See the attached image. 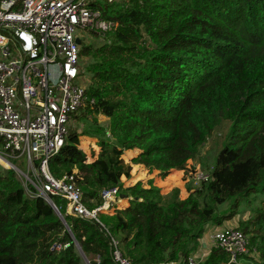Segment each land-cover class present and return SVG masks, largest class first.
I'll list each match as a JSON object with an SVG mask.
<instances>
[{"label":"trees","instance_id":"obj_1","mask_svg":"<svg viewBox=\"0 0 264 264\" xmlns=\"http://www.w3.org/2000/svg\"><path fill=\"white\" fill-rule=\"evenodd\" d=\"M95 6L119 26L105 37L88 36L101 44L81 46L82 62L91 59L88 101L49 170L57 179L75 175L91 211L103 206L105 190L118 188L121 201L89 220L51 197L63 220L46 200L27 195L15 170L0 171V264H87L85 257L119 264L116 249L130 264L180 262L197 254L209 225L233 220L243 207L254 216L238 229L264 264V201L254 205L264 197V0ZM82 120L88 129L79 131ZM224 122L230 126L209 178L187 198L141 180L136 165L162 179L195 177L194 161ZM84 140L99 150L96 159ZM229 262L213 246L199 264Z\"/></svg>","mask_w":264,"mask_h":264},{"label":"built area","instance_id":"obj_2","mask_svg":"<svg viewBox=\"0 0 264 264\" xmlns=\"http://www.w3.org/2000/svg\"><path fill=\"white\" fill-rule=\"evenodd\" d=\"M97 1L0 0V156L18 173L29 197L48 203L61 197L68 214L89 220L121 201L119 189L103 191V206L91 211L76 176L55 178L49 161L66 144L88 101L77 39L91 33L105 37L119 26L103 17ZM21 158L27 159V173L11 162ZM212 240L230 255L229 264H262L250 250L249 237L236 227L216 230ZM204 258L194 254L162 264H199ZM114 259L130 264L118 249Z\"/></svg>","mask_w":264,"mask_h":264},{"label":"rangeland","instance_id":"obj_3","mask_svg":"<svg viewBox=\"0 0 264 264\" xmlns=\"http://www.w3.org/2000/svg\"><path fill=\"white\" fill-rule=\"evenodd\" d=\"M92 42L94 45L101 44L102 41L95 40V39H89L87 36H83V45H88ZM82 46V45H81ZM91 63V59L85 57L83 59V72L85 74V78L87 82L90 84V75L86 72L87 66ZM98 123L102 124L104 126L108 125V118H106L104 115H100L97 117ZM230 123L224 122L214 133L210 138L208 139L207 143L201 148L200 156L197 158V160L194 161V166L197 170V175L195 177L189 176V175H178V174H171L167 178L162 179L159 175V172L154 171L152 174L149 173L148 170H144L141 166L136 165L135 169L136 172H139L141 175V180H149L153 179L154 183L157 187L162 189V194L167 195L172 193L174 190H179V198L185 199L189 195V188H192V190L196 189L199 185V178L203 176H207L211 173L212 168L214 166L215 157L217 153L223 148V141L225 139V136L228 132ZM79 131L87 130L88 124H85V122H80L79 126L76 128ZM82 147L87 151L89 158L96 159L99 156V150L91 145L90 142H87V140H84L82 143ZM90 159V160H91ZM127 160H130L129 157H127ZM12 163L17 165L21 170L27 173L28 171V162L26 158H21L19 160H11ZM8 167L11 166H5L3 164H0V171H4L7 169H10ZM264 201V197L258 198L257 201H255V206H260L262 202ZM124 203V202H122ZM229 208V204H225L221 207H219V211H224ZM254 216V213L247 207H243L240 214L237 215L233 220L227 221L223 225L217 227L214 225H209L208 232L206 233V237L209 238L210 234L212 235V232L216 229H222L224 227H236L238 228L240 226V223L242 221L248 220L249 218H252ZM255 253V251H254ZM257 254H254V258L260 259L258 252ZM254 261H257L254 259Z\"/></svg>","mask_w":264,"mask_h":264},{"label":"crops","instance_id":"obj_4","mask_svg":"<svg viewBox=\"0 0 264 264\" xmlns=\"http://www.w3.org/2000/svg\"><path fill=\"white\" fill-rule=\"evenodd\" d=\"M219 228H216L213 233L218 230ZM209 231V230H208ZM206 235V234H205ZM212 235L210 234V237L207 238L204 236V238L201 240V248L198 250L197 254L199 256L204 255L205 257L208 256V254L211 251V248L214 246L213 240H212Z\"/></svg>","mask_w":264,"mask_h":264},{"label":"water","instance_id":"obj_5","mask_svg":"<svg viewBox=\"0 0 264 264\" xmlns=\"http://www.w3.org/2000/svg\"><path fill=\"white\" fill-rule=\"evenodd\" d=\"M77 43L80 44V45H82V40H81L80 38H78V39H77ZM50 204H51V206L57 211L58 215L64 220V217L61 215L60 211L57 209V207L54 205V203L51 201ZM79 249H80L82 255L84 256V253L82 252V250H81L80 247H79ZM84 257H85V256H84ZM85 259H86V263H87V264H90V262L88 261V259H87L86 257H85Z\"/></svg>","mask_w":264,"mask_h":264},{"label":"bare ground","instance_id":"obj_6","mask_svg":"<svg viewBox=\"0 0 264 264\" xmlns=\"http://www.w3.org/2000/svg\"><path fill=\"white\" fill-rule=\"evenodd\" d=\"M0 160L4 163V164H6V165H8V166H11V164L9 163V162H7L4 158H2L1 156H0ZM12 167V166H11Z\"/></svg>","mask_w":264,"mask_h":264}]
</instances>
